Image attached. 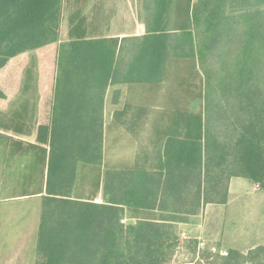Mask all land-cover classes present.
<instances>
[{
    "label": "trees",
    "instance_id": "trees-1",
    "mask_svg": "<svg viewBox=\"0 0 264 264\" xmlns=\"http://www.w3.org/2000/svg\"><path fill=\"white\" fill-rule=\"evenodd\" d=\"M64 2L0 0V107L31 81L36 53V142L49 147L48 176L62 173L70 192L80 167L107 170L111 192L99 205L78 203L77 212L71 201L55 206L39 228L36 264H264V246L212 253L177 228L208 204H226L232 178L264 189V0H138L144 33L121 39L108 36L99 18L71 13L63 41ZM174 61L196 65L202 95L165 129L159 120L151 126L154 150L109 168L108 87L160 84ZM120 103L112 117L121 129L150 124L147 113L132 117L133 107ZM26 119L16 113L15 125ZM182 248L187 257L176 260Z\"/></svg>",
    "mask_w": 264,
    "mask_h": 264
},
{
    "label": "crops",
    "instance_id": "crops-1",
    "mask_svg": "<svg viewBox=\"0 0 264 264\" xmlns=\"http://www.w3.org/2000/svg\"><path fill=\"white\" fill-rule=\"evenodd\" d=\"M106 3L107 0H101V14L106 10ZM112 3L116 5L124 3V1L118 0V2L113 1ZM97 18L99 17L97 16ZM139 24V22H135L136 26H132L126 33H113L115 31L107 33L108 36L119 39L128 36H140L144 33V27L139 33L140 30L137 29ZM104 29L106 28L104 27ZM66 34L67 32L65 36ZM118 35H121V37ZM30 56H32V61L29 64V76L30 80L35 84L33 119L31 120L27 114L26 122L20 121L22 123L21 126L15 125L14 116L20 109L14 101L20 95L12 98L5 107H0V264H36L41 222H43V218L52 217L57 212L58 209L56 210L55 206H58L61 201H71V206H74L75 212L78 210V203L82 204L86 202L99 205L104 201L100 189L94 194L84 195V188H82L80 183V173L76 174L75 182L70 192H68L66 180L64 182L61 180L62 173L48 176L49 147L39 145L36 142V122L39 115L38 85L41 64L36 57V53L33 52ZM162 83L145 86L155 88ZM131 87L109 86L107 95H112V97L113 95H122L124 98L126 95H129ZM189 96L186 95V99L184 98L183 100L186 103L185 106H182L183 102H178L176 108H172L173 112H165L163 115H159L162 119L159 120L161 126L164 127L168 118L179 109L183 108L189 111L190 102L194 101V99L190 101ZM118 101L119 99L111 100V116L115 110L122 107V103L120 102H125L124 99ZM156 107L161 108L160 106ZM147 115L151 117V112L150 114L147 113ZM25 123L29 124L27 129L24 128ZM159 141L161 142L160 139ZM148 150H154L150 141L148 142ZM149 158L153 161L154 157L150 156ZM244 180L243 178H232L229 182L226 204H208L205 206L202 215L204 214L206 223L209 206H220L223 214H220L217 221L210 224V226L218 228L219 224H221L223 228L227 222V227L230 229L242 228L240 230V237L248 236L247 228H259V238L253 241H246V239L243 241L244 239L239 237L235 241L236 248H230V246L225 244L226 241L224 243V240L220 238V245H226V248H219L222 254H225L229 250L245 254L250 250L264 246L263 188L259 183L253 182L251 184ZM79 208L81 210L82 205ZM239 208L248 209L247 217L243 218L244 221H249L248 223L237 221L239 218L235 217V210ZM227 210H231L234 213L227 217ZM202 215L191 219L186 224H178L177 228L183 233L182 235L188 234L189 236H196L198 238L199 231L197 228L200 226Z\"/></svg>",
    "mask_w": 264,
    "mask_h": 264
},
{
    "label": "rangeland",
    "instance_id": "rangeland-1",
    "mask_svg": "<svg viewBox=\"0 0 264 264\" xmlns=\"http://www.w3.org/2000/svg\"><path fill=\"white\" fill-rule=\"evenodd\" d=\"M113 1L107 0L104 10L101 14V0H65L63 7V22L61 26L60 39L66 38V20L67 16L71 13L76 14L78 17H84L87 22H90L93 18L99 17V22L102 21V25L105 30L110 33H126L132 26H136L137 20V0H123L124 3L116 4ZM103 16V17H102ZM143 25L139 24L137 29L139 33L143 29ZM137 32V30H136ZM121 37V35H118ZM35 59V57H34ZM189 75V76H188ZM203 84L202 77L196 69V65L189 61L183 62H171L166 70L165 80L161 85H157L155 88L152 86H132L129 91V95L124 97L125 103L128 107H133L131 112L132 117L136 115H143L151 112L150 124H138L130 123L131 130L121 129L118 120L111 116V100L114 98L112 95H106L104 100V117H103V140H104V160L106 164L111 168V165L127 166L132 164L140 154L139 150L147 149L149 137L153 134L151 126L157 124L160 120L159 115H163L165 112H173L172 108H176L178 102H183L186 95H190V101L194 99V95H202ZM33 95H35V84L32 81H27L23 91L20 92L19 98L14 101L20 108L19 113L28 114L29 118L33 119ZM182 106L186 103L183 102ZM195 104V100L192 101V108ZM156 106H160L158 108ZM150 116V115H149ZM1 118V117H0ZM163 118V117H162ZM154 135V134H153ZM80 183L84 188L85 194H94L100 189L102 196H106L111 192V174L106 173L105 170H97L90 167H80ZM106 173V174H105ZM244 180V179H243ZM249 183H253L251 180H244ZM264 193V189H263ZM247 208H239L235 210V217L239 218L237 221L248 223L243 218L247 217ZM227 217L231 216L234 212L227 210ZM223 214L220 210V206H209L207 210V220L205 223L204 214L200 218V226L197 228L198 240L201 243V248H207L212 253L221 248H226V245L230 248H236V240L239 239L242 228L230 229L227 227V222L224 227L219 224L218 228L210 226L217 221V218ZM236 221V222H237ZM230 223V222H229ZM223 224V222H222ZM259 228H247L248 236H242L240 238L243 241H253L259 238ZM226 241V245H220L221 240ZM229 239V240H228ZM235 244V245H234ZM187 250L182 248L179 251V257L176 260H182L187 257Z\"/></svg>",
    "mask_w": 264,
    "mask_h": 264
},
{
    "label": "built area",
    "instance_id": "built-area-1",
    "mask_svg": "<svg viewBox=\"0 0 264 264\" xmlns=\"http://www.w3.org/2000/svg\"><path fill=\"white\" fill-rule=\"evenodd\" d=\"M182 237H184V235H182Z\"/></svg>",
    "mask_w": 264,
    "mask_h": 264
}]
</instances>
